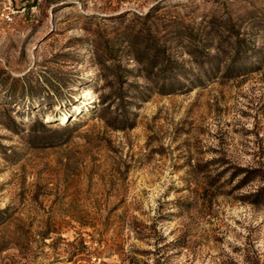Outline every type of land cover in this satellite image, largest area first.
Listing matches in <instances>:
<instances>
[{"label": "rangeland", "instance_id": "obj_1", "mask_svg": "<svg viewBox=\"0 0 264 264\" xmlns=\"http://www.w3.org/2000/svg\"><path fill=\"white\" fill-rule=\"evenodd\" d=\"M0 264H264V0H0Z\"/></svg>", "mask_w": 264, "mask_h": 264}, {"label": "built area", "instance_id": "obj_2", "mask_svg": "<svg viewBox=\"0 0 264 264\" xmlns=\"http://www.w3.org/2000/svg\"><path fill=\"white\" fill-rule=\"evenodd\" d=\"M7 18H8V16H7Z\"/></svg>", "mask_w": 264, "mask_h": 264}]
</instances>
